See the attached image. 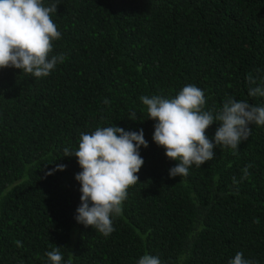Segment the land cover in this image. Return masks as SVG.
Wrapping results in <instances>:
<instances>
[{"label":"trees","instance_id":"1","mask_svg":"<svg viewBox=\"0 0 264 264\" xmlns=\"http://www.w3.org/2000/svg\"><path fill=\"white\" fill-rule=\"evenodd\" d=\"M58 2L51 18L61 38L49 58L63 53L64 62L41 78L0 69V264H50L56 247L62 264H137L145 253L161 264H228L237 252L264 264V126L250 125L235 155L217 146L213 159L173 178L179 162L154 142L156 121L140 100L191 84L214 113L229 97L264 106L249 95L264 80V0ZM114 125L143 129L149 146L105 237L75 219L82 169L64 148ZM58 164L66 170L47 175ZM249 164V178L234 185Z\"/></svg>","mask_w":264,"mask_h":264},{"label":"clouds","instance_id":"2","mask_svg":"<svg viewBox=\"0 0 264 264\" xmlns=\"http://www.w3.org/2000/svg\"><path fill=\"white\" fill-rule=\"evenodd\" d=\"M59 2L45 6L43 0H0V69L15 68L34 78L47 77L63 63V53L52 55L53 41L61 38V32L51 16L57 12ZM250 85L256 80L249 75ZM249 95L264 97V80L257 87L249 88ZM147 107L148 117L154 124V142L165 149L170 160L179 163L169 169L171 177H186L192 165L200 167L214 158L217 146L231 148L237 153L242 141L251 135L250 125L264 126V106H256L247 101L227 98L218 111L205 110L206 98L202 89L186 85L173 98L162 95L141 96ZM104 104H110L105 98ZM136 121V112L130 118ZM218 124L213 138L206 134L214 124ZM147 148L143 129L126 131L119 126L98 127L91 134L81 133L78 149L64 148V156L77 158L82 171L75 179L80 183L81 204L75 219L86 227H92L107 237L115 231L114 216H120L123 202L127 199L129 187L139 182L137 173L144 164L140 148ZM66 165L58 164L49 171L66 170ZM247 165L242 169L241 180L233 177L238 185L250 176ZM259 223V219H254ZM22 247V242H14ZM50 264H62L60 247L46 253ZM71 264V259L67 262ZM137 264H161L158 256L145 253ZM228 264H254L246 259L243 252H237Z\"/></svg>","mask_w":264,"mask_h":264}]
</instances>
